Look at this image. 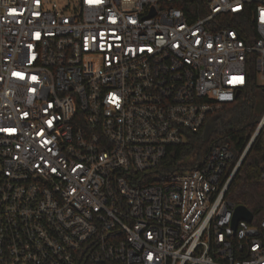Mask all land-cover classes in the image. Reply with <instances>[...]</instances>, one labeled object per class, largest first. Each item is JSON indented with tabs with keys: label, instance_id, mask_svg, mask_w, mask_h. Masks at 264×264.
<instances>
[{
	"label": "built area",
	"instance_id": "1",
	"mask_svg": "<svg viewBox=\"0 0 264 264\" xmlns=\"http://www.w3.org/2000/svg\"><path fill=\"white\" fill-rule=\"evenodd\" d=\"M248 65L264 92V0H0V264H264L227 143L156 171Z\"/></svg>",
	"mask_w": 264,
	"mask_h": 264
},
{
	"label": "trees",
	"instance_id": "2",
	"mask_svg": "<svg viewBox=\"0 0 264 264\" xmlns=\"http://www.w3.org/2000/svg\"><path fill=\"white\" fill-rule=\"evenodd\" d=\"M247 72V85L240 90L232 102L224 103L215 114L219 127L213 129L211 134L213 136L204 137L205 127L197 132L188 133L185 142L168 148L156 171L167 173L174 169H187L200 165L206 160L210 148L218 143H227L232 150L234 156L230 165L237 160L236 157L245 149L260 118V115L254 113V106L260 93L256 84V72L252 65H248ZM261 93L264 98V92ZM192 156L194 161H187V158ZM263 169L264 125L253 140L224 194V198L230 203L243 204L249 208L254 221L264 216V179L261 177Z\"/></svg>",
	"mask_w": 264,
	"mask_h": 264
},
{
	"label": "water",
	"instance_id": "3",
	"mask_svg": "<svg viewBox=\"0 0 264 264\" xmlns=\"http://www.w3.org/2000/svg\"><path fill=\"white\" fill-rule=\"evenodd\" d=\"M264 111V98H263V94L260 92L258 94V98L256 100L255 106H254V113L257 115H261ZM260 128H258L256 130V132L251 136V138L249 139L247 145L245 146V149L243 150L242 154L240 155L239 158V163L238 166L236 168V170L238 169L239 165L241 164L243 158L245 157L247 151L249 150L253 140L255 139L256 135L258 134ZM208 133V126H205V130H204V134H205V138L207 136ZM236 172V171H235ZM234 172V173H235ZM252 212L250 211L249 208H247L245 205L243 204H237L233 207L232 210V216H231V226L233 228H235L237 222L239 220H245V221H251L252 219Z\"/></svg>",
	"mask_w": 264,
	"mask_h": 264
},
{
	"label": "rangeland",
	"instance_id": "4",
	"mask_svg": "<svg viewBox=\"0 0 264 264\" xmlns=\"http://www.w3.org/2000/svg\"><path fill=\"white\" fill-rule=\"evenodd\" d=\"M208 134H207V137L209 138V137H211V136H213V135H211L212 134V131H213V129L214 128H217V127H219V124L217 123V118H214V119H212L209 123H208ZM255 131V130H254ZM254 133V132H253ZM253 133H252V135H253ZM251 135V136H252ZM251 136H250V138H251ZM242 154V153H241ZM241 154H239V155H241ZM239 155L236 157V158H238L239 157ZM190 158V157H189ZM187 158V161H190V162H192V161H194V157L192 156V158ZM186 161V162H187Z\"/></svg>",
	"mask_w": 264,
	"mask_h": 264
}]
</instances>
